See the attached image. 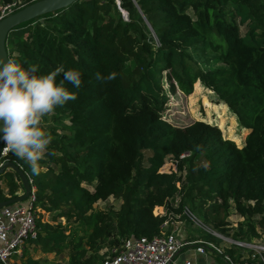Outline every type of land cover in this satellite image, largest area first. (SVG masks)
<instances>
[{
  "label": "trees",
  "instance_id": "trees-1",
  "mask_svg": "<svg viewBox=\"0 0 264 264\" xmlns=\"http://www.w3.org/2000/svg\"><path fill=\"white\" fill-rule=\"evenodd\" d=\"M31 1L0 0V16L6 4L13 11ZM4 46L8 58L37 65V75L63 64L82 80L79 88L65 82L77 100L49 115L53 124H43L51 143L39 175L12 152L2 157L21 168L34 193L35 234L15 255L19 264H46L36 252L64 250L65 264H102L123 238L161 231L165 216L155 209L180 212L183 203L222 234L258 236L256 224L264 225V0H73L13 25ZM97 72L117 76L102 83ZM198 82L247 129L241 145L213 121L175 124L162 117L167 92L188 94ZM166 160L175 167L163 169ZM0 183V200L22 189L11 169L0 172ZM108 196L119 199L116 208L93 207ZM230 205L244 221L232 230ZM200 236L220 241L203 230ZM224 250L239 256L233 247Z\"/></svg>",
  "mask_w": 264,
  "mask_h": 264
},
{
  "label": "built area",
  "instance_id": "built-area-1",
  "mask_svg": "<svg viewBox=\"0 0 264 264\" xmlns=\"http://www.w3.org/2000/svg\"><path fill=\"white\" fill-rule=\"evenodd\" d=\"M10 10V4L4 5L1 9V16ZM4 147L2 141L0 162L4 160L2 158L5 155ZM184 154L186 153H181L179 156ZM176 195L177 193L172 197V207L177 206L179 196L177 195L178 198L176 199ZM33 201V187L30 186L29 194L24 203L17 201L15 204L0 206V264H19L14 255H18L21 245L28 236H34L36 209L33 207ZM155 211L165 216L161 231L150 237L129 235L123 238L118 248L112 249L111 254L105 255L102 264H167L177 250L189 243H194V249L200 253L211 251L218 254L226 264H251L248 258L255 257L264 264L262 246L255 244L252 240L235 239L209 228L186 206H183L180 212H174L172 209L164 207L155 209ZM182 213L193 225L196 224L203 229H209L210 233L220 241L217 243L202 237L194 240L183 239L180 235L182 222L180 215ZM221 242H224L226 246L220 245ZM229 247L237 250L238 258H233L224 250ZM188 262L185 261L184 264H188Z\"/></svg>",
  "mask_w": 264,
  "mask_h": 264
},
{
  "label": "clouds",
  "instance_id": "clouds-1",
  "mask_svg": "<svg viewBox=\"0 0 264 264\" xmlns=\"http://www.w3.org/2000/svg\"><path fill=\"white\" fill-rule=\"evenodd\" d=\"M35 64L27 67L10 56L0 60V141L3 152L14 153L26 161L33 175L42 172L41 161L48 154L51 136L43 127L44 118L63 108L69 101L77 100V95L65 86L74 88L82 84L81 73L66 69L63 64L47 74L37 75ZM117 76L96 73V79L108 83ZM57 77H62L59 81ZM54 154V153H53Z\"/></svg>",
  "mask_w": 264,
  "mask_h": 264
},
{
  "label": "rangeland",
  "instance_id": "rangeland-1",
  "mask_svg": "<svg viewBox=\"0 0 264 264\" xmlns=\"http://www.w3.org/2000/svg\"><path fill=\"white\" fill-rule=\"evenodd\" d=\"M122 17L126 19V14L125 16L122 15ZM198 83L196 85L195 83L193 84L192 91L188 94H184L178 89H176L172 93L167 92L168 96L164 104V108L162 111V117L166 119L167 121H170L171 123H175V124H185L196 118L206 120V121H213L220 128L221 134L223 136L233 139L236 145H241L243 143L244 136L247 133V129L239 127L233 113L225 105H223L220 101H217L216 96L208 88L204 87L200 83L198 85ZM166 85H167L166 81H164L165 88H167ZM235 122L237 125H235ZM44 123L53 124L50 121V119H48V116L44 118ZM237 130H239V133H237ZM238 139H240L241 141H238ZM168 162L169 161L166 160L163 163V165L166 164V166L162 165L163 169H167V164L170 165V168L175 167L173 162H171L172 164H169ZM0 185L3 187L2 183H0ZM20 190L21 188L18 189L17 192H19ZM177 195L180 197L179 193H177ZM177 195H176V199L178 198ZM25 198L20 200V202L24 203ZM15 203L16 202H12L9 204H15ZM118 204H119L118 198L108 196L106 199L96 201L93 204V207L105 208L108 205H112L114 208H116ZM183 204L187 207L189 211H191L188 208L189 206L187 203H183ZM193 213L195 214V212ZM253 217L254 219H257L261 216L260 214H256ZM197 218L200 221H202L198 215H197ZM180 219H182L181 225L183 229L182 230L180 228V235H181V232L183 231L184 237L187 235H192V234H194L195 236L200 235L201 230H203L204 232H210V230L207 228L203 229L199 225H196V224L193 225L190 222V220H188V218L186 217L184 213L180 215ZM226 219L229 224L230 230H232L233 227L237 226L238 223L244 222L243 217L235 211L232 205H230L228 209V216L226 217ZM60 220L61 222H63V218H60ZM256 229L258 231V236L254 237L251 240L255 244L262 246L264 249V225L261 226L259 223H257ZM220 245H223V247L226 246L224 242H221ZM262 254L264 255V252H262ZM35 255H45L47 257L46 264H51L52 262L56 260L59 261L60 264H65L66 259H67L66 250L61 252L59 255H53L52 253L41 254L40 252H36ZM255 264H258V263H255Z\"/></svg>",
  "mask_w": 264,
  "mask_h": 264
},
{
  "label": "water",
  "instance_id": "water-1",
  "mask_svg": "<svg viewBox=\"0 0 264 264\" xmlns=\"http://www.w3.org/2000/svg\"><path fill=\"white\" fill-rule=\"evenodd\" d=\"M72 1L73 0H32L31 2L2 15L0 17V60L8 59L4 46V38L10 27L34 16L63 7ZM121 13L124 15L126 14L124 11H121ZM1 142L2 141H0V146ZM6 169H11L18 175L22 189L14 195L0 200V206L20 201L27 197L30 191L29 180L18 165L10 160L4 159L0 162V172Z\"/></svg>",
  "mask_w": 264,
  "mask_h": 264
},
{
  "label": "crops",
  "instance_id": "crops-1",
  "mask_svg": "<svg viewBox=\"0 0 264 264\" xmlns=\"http://www.w3.org/2000/svg\"><path fill=\"white\" fill-rule=\"evenodd\" d=\"M181 237L185 240L201 238L200 235L195 236L194 234L184 237L183 231L181 232ZM185 261H189L188 264H226V262H224L223 259L214 252L205 251L204 253H200L196 251L194 249V243L182 246L172 255L167 264H184Z\"/></svg>",
  "mask_w": 264,
  "mask_h": 264
}]
</instances>
